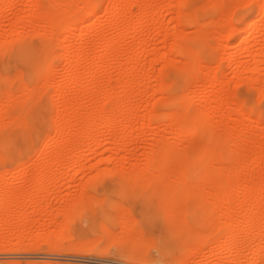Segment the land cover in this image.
Returning a JSON list of instances; mask_svg holds the SVG:
<instances>
[{
    "label": "rangeland",
    "instance_id": "rangeland-1",
    "mask_svg": "<svg viewBox=\"0 0 264 264\" xmlns=\"http://www.w3.org/2000/svg\"><path fill=\"white\" fill-rule=\"evenodd\" d=\"M262 2L0 0V264H264ZM74 11L79 25L56 28ZM103 108L117 111L115 125L104 118L88 132L82 118ZM187 114L200 123L195 133L173 125ZM216 145L215 157L196 161ZM159 146L169 166L186 162L192 182L213 171L212 184L231 175L251 187L248 205L237 200L243 191L214 203L211 189L204 202L193 188L179 193L182 225L170 188L127 182ZM231 163L240 171L229 173ZM83 194L91 204L70 211ZM250 198L260 200L253 228ZM231 210L235 242L211 226L213 211Z\"/></svg>",
    "mask_w": 264,
    "mask_h": 264
},
{
    "label": "bare ground",
    "instance_id": "bare-ground-1",
    "mask_svg": "<svg viewBox=\"0 0 264 264\" xmlns=\"http://www.w3.org/2000/svg\"><path fill=\"white\" fill-rule=\"evenodd\" d=\"M37 1V0H36ZM50 1V0H49ZM67 1H69V0H67ZM88 1V0H87ZM86 0H85V2H87ZM102 2V1H101ZM38 3V2H37ZM89 3V5H88V7H87V12L88 13H94L95 12V9H96V4H93V3H91V2H88ZM263 4H262V8L261 9H263L262 11H264V0H263V2H262ZM121 2L120 3H118L117 4V7H119V5H120V7H121ZM130 5V4H129ZM116 7V8H117ZM130 7V6H129ZM177 7H178V4H177ZM126 8V7H125ZM43 9V8H42ZM45 9H47V8H45ZM129 9V8H128ZM179 9V8H178ZM39 10V9H38ZM48 10V9H47ZM76 11H77V8L75 9ZM80 10V9H79ZM36 11V10H35ZM73 11V10H72ZM76 11H74L75 12V16H74V19L73 20H71V21H68L67 19H70V18H64V16H63V18H61V19H59L58 18V21H57V27L56 28H62V29H67V28H69V30H70V28H73L74 29V27H76V24L81 20V18H82V16L81 17H79V15H77V13H76ZM128 11V10H127ZM41 12V11H40ZM49 12V11H48ZM51 12V11H50ZM182 12H184L185 13V11H182ZM180 13L179 12V15H181V16H183L184 15V13ZM42 14H41V16L42 17H47V15H48V13L46 12V11H43V12H41ZM178 14V13H177ZM60 16V15H59ZM58 16V17H59ZM62 17V16H61ZM68 17V16H67ZM185 17V16H184ZM50 18V17H49ZM23 19V18H22ZM45 19V18H44ZM66 19V20H65ZM72 19V18H71ZM178 19V18H177ZM253 19V18H252ZM48 20V19H47ZM83 20V19H82ZM84 21V20H83ZM245 21H246V19H245ZM247 21H248V19H247ZM179 22V21H178ZM251 23H252V21H251ZM78 25H79V23H78ZM179 25V24H178ZM241 25V24H240ZM250 24H248L247 23V25H244L243 27H242V29L243 30H246L247 28H248V26H249ZM70 31H72V30H70ZM177 34V33H176ZM179 37V36H178ZM175 38V37H174ZM5 41V40H4ZM8 44V43H7ZM47 44V43H46ZM182 44V43H181ZM3 45V44H2ZM183 45V44H182ZM4 46V45H3ZM54 46V45H53ZM6 47V46H5ZM184 47H185V45H184ZM184 47H182V49H184ZM190 48V47H189ZM189 48H188V51L190 52V50H192V49H190L189 50ZM11 49V48H10ZM4 51H5V49H3ZM2 50V51H3ZM184 50H186V47H185V49ZM48 51V50H47ZM49 52V51H48ZM193 52V51H192ZM191 53V52H190ZM2 54H3V52H2ZM195 55V54H194ZM192 56H193V54H192ZM1 57V56H0ZM3 57V56H2ZM198 59V58H197ZM64 60V59H63ZM260 61H262V60H260ZM190 62V61H189ZM190 63H192V62H190ZM260 63V62H259ZM192 67V66H191ZM52 69V68H51ZM192 70V69H191ZM39 77V76H38ZM7 79H8V77H7ZM261 81V80H260ZM7 82V81H6ZM125 83V82H124ZM124 85V84H123ZM126 86V85H125ZM32 90H34V88L32 89ZM42 91V90H41ZM9 93V92H8ZM110 96H111V94H110ZM109 96V97H110ZM111 98V97H110ZM122 98V97H121ZM112 99V98H111ZM119 99V98H118ZM115 100V99H114ZM178 100V99H177ZM111 101V100H110ZM172 101H174V100H172ZM185 101V100H184ZM115 103L116 102H114V105H115ZM118 103V102H117ZM118 105V104H117ZM112 108H114V109H117V107H116V105H115V107H112ZM68 109V108H67ZM114 109H111L110 110V108L109 109H107V110H105L104 108L103 109H101V110H99L98 109V112L97 113H90L89 115H87L86 114V117H84V118H82L83 119V121H85V126H86V130L89 132V131H91V129L94 127V126H96L98 123H102L101 121H103V119L104 118H106V126L107 127H109V128H112L115 124V116H116V112L117 111H115ZM211 110V109H210ZM66 111V110H65ZM152 111V110H151ZM119 112V111H118ZM155 113V112H154ZM245 114V113H244ZM259 114V113H258ZM181 115H182V113H181ZM185 117H179V118H176V122H175V124H173V125H177V127H179V128H181V127H187L188 126V128H190L191 130H189L190 131V133H195L196 131H197V129H198V127H199V125H200V123H199V121L195 118V121H194V119L193 118H191L190 119V117H193L192 115H184ZM186 116H188V117H186ZM148 117V116H147ZM77 118V117H76ZM178 119V120H177ZM198 122H197V121ZM78 121H80V120H77V122ZM82 121V120H81ZM82 121V122H83ZM76 122V123H77ZM77 124H79V123H77ZM57 128H59L58 126H57ZM178 129V128H177ZM193 131V132H192ZM175 132H176V130H175ZM178 132V131H177ZM75 134H77V133H75ZM179 134V133H178ZM65 138V137H64ZM213 138V137H212ZM220 140V139H219ZM65 142H66V140H64L61 144H65ZM214 144V143H213ZM161 145V144H160ZM65 146V145H64ZM220 146V145H219ZM4 147V146H3ZM61 147V146H60ZM160 147V149H162L163 147L162 146H159ZM57 148V147H56ZM68 148V147H67ZM219 148L220 147H217V145L215 146V147H210V148H207V149H204V150H201L200 152H198L199 154L198 155H195V156H197L195 159H196V161L197 162H206L207 161V159H211V157L213 158V155H214V157L216 156V154H214V153H216L217 151H219ZM160 149H154L152 152H150V154H148V156L146 157L147 158V160H146V163H144L145 165L140 169V170H138V169H130L131 171L129 172V173H127V174H129L128 175V177H127V182H128V185H132V186H134V185H141V186H144V187H148V188H152V189H159V187H164V188H166V189H164L165 191L167 190V188H170V191L168 192V193H170V195H172L173 193L172 192H174V195L176 196V197H173L174 195H172L171 197H173L172 199H170L171 200V205L169 204V208H170V210H171V214H172V217L174 218V219H176V220H178L180 223H182V225L184 224L185 225V222L187 221V218H188V214H184V215H182L181 216V208H180V204L181 203H179L180 202V197H179V193H191V191L190 190H193L192 192L194 193V189L193 188H195V193H194V195H195V197L199 200V201H204V202H206V200H208L206 197H207V192L206 191H204L206 188H209V189H211V191H210V193H211V198H212V201L215 203V202H218V201H225V202H229L230 200H231V197H232V194H233V191L234 190H237V192L238 191H240V193H242V191H243V193L240 195V196H238V199L237 200H239L241 203H242V205H243V203H246L247 204V202H248V200H249V196H250V194H251V198H252V193H253V191H254V189H252L251 187L249 188V187H244L243 189H242V185L241 186H239V185H236L235 183L233 184H230L231 182H229L230 181V177L229 176H231V175H229V174H227L226 176H228V177H226L227 179V182H222V181H219L220 179H215V180H217V182H215V184H212V182H214V178H215V176L214 177H211L210 175V173H212L213 171H210L209 172V174L208 175H205V177H203L201 180H199V181H197V182H192V180H190V178H189V176H190V170L188 169V167H187V164H186V162L185 161H183L182 163H180V165H177L178 167H176V165H175V167H173L174 166V164H171L170 166H169V164H170V160H169V158H168V151L167 150H165L164 148V152H165V154L163 153V149H162V151L160 150ZM167 149V148H166ZM155 150H157V151H161L160 153L159 152H156ZM215 150V151H214ZM263 151V150H262ZM167 152V153H166ZM211 153V154H210ZM211 157H210V156ZM52 158H54L53 160H54V162H58L59 161V159H60V157L62 156V153L60 152V151H56V152H54L52 155ZM207 157V158H206ZM209 157V158H208ZM262 157V156H261ZM264 157V156H263ZM206 159V160H205ZM187 160H189V159H187ZM174 162V161H173ZM172 162V163H173ZM188 162V161H187ZM208 163V162H207ZM232 164V163H231ZM241 165V164H240ZM169 166V167H168ZM172 166V167H171ZM237 166V167H236ZM171 167V168H170ZM234 168V169H232L231 170V168ZM235 168L238 170V171H240L239 170V167H238V165H235V164H232V165H230V169L229 170H231V172L230 171H228L229 173H232V171H234L235 170ZM121 169V168H120ZM248 170V169H247ZM252 171V170H251ZM116 172H117V170H116ZM154 172H155V174H154ZM204 172V171H203ZM215 172H213V174H214ZM248 175L249 174H251V172L248 170ZM246 173V174H247ZM125 174V173H124ZM248 175H247V177H248ZM217 177V176H216ZM232 177V176H231ZM230 178V179H229ZM250 178H251V176H250ZM211 179L213 180V181H211ZM229 180V181H228ZM248 180V179H247ZM39 181H40V179H39ZM246 186V185H245ZM171 188H172V190H171ZM176 190L178 193H176L175 194V192L176 191H173V190ZM198 189H201L202 190V193L201 192H197V190ZM161 190V189H160ZM172 191V192H171ZM200 191V190H199ZM204 192H206V193H204ZM257 192V191H256ZM264 192V191H263ZM172 193V194H171ZM192 193V194H193ZM198 193V194H197ZM164 194V193H163ZM197 194V195H196ZM169 195V194H168ZM239 195V194H238ZM254 195H256V194H254ZM80 196V195H79ZM161 196V195H160ZM10 197V196H9ZM9 197H7V200H8V198ZM239 197H240V199H239ZM258 197V196H257ZM31 198V197H30ZM30 198H29V201H30ZM93 199H95V200H97V202H98V199L97 198H95V197H92ZM205 198V199H204ZM250 198V199H251ZM260 198V197H259ZM258 198V199H259ZM261 198H263V197H261ZM33 199V198H32ZM31 199V200H32ZM78 200H75V201H73L72 203H70L69 204V202H68V205H71L70 207L71 208H69V210L71 209L72 210V208L74 209V208H77L76 207V205L78 204V203H81V204H84V203H86V205L87 204H91V202H92V200H91V197L89 196V195H82V196H80L79 198H77ZM161 199V198H160ZM159 199V200H160ZM258 199L257 198H253V199H251L250 201H249V203L250 202H252V200H253V202H254V205L255 206H257V209H256V211H255V215H253L252 217H248V220L245 222V225H246V227H248V228H253V227H255V222H254V220H255V218H257V216H258V209H259V207H258V204H259V206H260V200L258 201ZM264 199V198H263ZM27 200V199H26ZM94 200V202H96ZM167 200V199H166ZM236 200V201H237ZM5 200L3 199V202H4ZM11 201H13V200H11ZM33 201V200H32ZM35 201V200H34ZM238 201V202H239ZM3 202H0V203H3ZM14 202H16V200H14ZM96 202V203H97ZM167 203L169 202V201H166ZM165 202V203H166ZM253 202H252V204H253ZM6 203V202H5ZM5 203H3V204H0V205H4L5 206ZM9 202L7 201V204H8ZM11 203V202H10ZM13 203V202H12ZM96 203H94V205L96 204ZM6 204V205H7ZM22 204V201L21 202H19V203H17L16 205L18 206H20ZM240 204V203H239ZM245 204V205H246ZM9 205V204H8ZM162 205V204H161ZM165 205V204H164ZM248 205V204H247ZM16 206V207H17ZM18 206V207H19ZM89 206V205H88ZM167 206H168V204H167ZM70 210V211H71ZM210 210H211V208H210ZM168 213V212H167ZM233 213H234V211H226V212H223L222 214H219V215H217L218 213H215L214 211H213V214H212V211H211V214H212V216H213V221H212V224H211V226L214 228L215 227V229H218L219 228V226H220V228L218 229V230H220V231H223V230H225V229H227L228 230V232H229V234H230V238H231V240L233 241V242H235L236 240H237V224H236V222L234 221V220H236V218H238V217H234L233 216ZM169 214V213H168ZM127 215H129L128 213H127ZM190 216V215H189ZM230 217H232L233 219H231L232 221H231V223H221V222H224V221H221V220H217V219H222V220H224L225 218H230ZM193 219H194V217H193ZM199 219V218H198ZM207 218L205 217V220H206ZM190 220V219H189ZM196 220H197V217H196ZM208 220H210V218L208 219ZM203 222H204V220H203ZM216 223H217V225H218V227L216 226ZM220 223V224H219ZM173 224V223H172ZM215 224V225H214ZM133 225V224H132ZM181 225V226H182ZM191 225V224H190ZM203 225V224H202ZM130 226V225H129ZM192 226V225H191ZM190 227V226H189ZM206 227V226H205ZM193 228V227H192ZM194 230V229H193ZM207 230V229H206ZM211 229H209V234H210V231ZM200 232H201V230H200ZM212 232H213V230H212ZM211 232V233H212ZM204 234V233H203ZM208 233H207V235H209ZM206 235V234H205Z\"/></svg>",
    "mask_w": 264,
    "mask_h": 264
},
{
    "label": "snow or ice",
    "instance_id": "snow-or-ice-1",
    "mask_svg": "<svg viewBox=\"0 0 264 264\" xmlns=\"http://www.w3.org/2000/svg\"><path fill=\"white\" fill-rule=\"evenodd\" d=\"M27 59H30L32 61H35L39 63L42 60V54L40 53H27L24 54Z\"/></svg>",
    "mask_w": 264,
    "mask_h": 264
}]
</instances>
